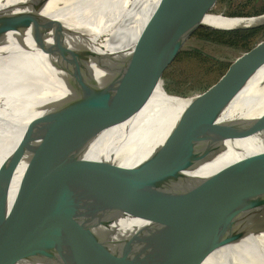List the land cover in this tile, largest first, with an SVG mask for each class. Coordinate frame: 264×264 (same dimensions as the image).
Segmentation results:
<instances>
[{"label": "water", "instance_id": "95a60500", "mask_svg": "<svg viewBox=\"0 0 264 264\" xmlns=\"http://www.w3.org/2000/svg\"><path fill=\"white\" fill-rule=\"evenodd\" d=\"M227 1L197 0L192 14L182 20L190 0H157L129 45L117 52L68 43L69 34L84 40L95 33L89 27L58 25L31 36L66 91L28 120L0 163V264H108L107 225L115 215L146 221L145 227L158 222V229L144 242H138L143 230L134 231L124 254L110 263L129 264L162 243L172 226L185 217L177 209L192 192L218 183L191 204L196 211L228 187L230 176L264 162V96L261 103L248 108L238 104L231 118L218 119L251 73L264 64V36L226 62L209 83L188 94H173L187 101L144 158L124 165L119 162L126 148L115 161L86 152L94 140L141 110L173 62L199 51L190 44L194 36L222 42L231 31L264 25V21L245 25L242 19L264 11L249 14L216 6ZM205 14L242 20L214 25L202 20ZM53 86L45 84L46 91ZM239 139L244 142H233ZM72 142L80 145L79 151L42 177L52 155ZM225 142L231 144L232 154L240 155L209 172L192 173L225 151ZM257 142L258 148L247 150ZM217 213L210 214L207 227H200L214 229L223 224ZM196 237L203 242L201 234ZM214 245L209 244L208 251Z\"/></svg>", "mask_w": 264, "mask_h": 264}, {"label": "bare ground", "instance_id": "6f19581e", "mask_svg": "<svg viewBox=\"0 0 264 264\" xmlns=\"http://www.w3.org/2000/svg\"><path fill=\"white\" fill-rule=\"evenodd\" d=\"M156 1L0 0V163L18 141L28 120L44 112L66 91L56 77V72L45 63L46 55L34 47L31 36L48 33L58 25L89 27L95 33L87 35L84 40L76 34H69L68 43L82 47L85 44L97 51L117 52L129 45L133 34ZM196 2L190 0L182 20L192 14ZM242 19L245 25L256 24L264 21V13ZM242 19L205 14L202 20L227 26ZM98 35L103 36V40H99ZM259 67L230 100L219 120L231 118L226 111L233 100L241 99L263 80L252 101L242 104L241 108L261 103L264 96V65ZM45 84L54 85V89L47 92ZM161 87L162 81L159 80L144 106L130 121L94 140L86 152L115 161L120 150L126 148L127 152L119 162L124 165L144 158L163 139L180 111L172 110L166 116L163 99L180 97L163 93ZM184 104L177 106L183 107ZM240 140L244 142L242 139L233 142L238 144ZM226 142L228 147L225 151L202 163L192 173L209 172L239 156L238 152L232 154L231 144ZM251 144L247 147L249 151L259 146L258 142ZM79 148L77 142H72L58 149L43 168L42 177L53 172L69 154L78 152ZM82 148L84 150L85 147ZM229 179L225 190L196 211L190 209L191 204L202 200L218 183L201 187L187 196L177 209L185 217L172 226L162 243L129 264H264V162L247 166ZM213 212L223 217V224L214 229H202L200 226H208ZM190 220L191 223H188ZM145 225L146 221L137 218L121 214L113 217L107 225L111 237L108 264L124 254L133 240L134 231L143 230L138 239L140 243L158 229V222ZM197 234L202 235V243L196 241ZM209 244L215 247L208 251ZM198 250L203 251L198 254Z\"/></svg>", "mask_w": 264, "mask_h": 264}, {"label": "rangeland", "instance_id": "374dc122", "mask_svg": "<svg viewBox=\"0 0 264 264\" xmlns=\"http://www.w3.org/2000/svg\"><path fill=\"white\" fill-rule=\"evenodd\" d=\"M263 2L264 0H228L227 2H219L216 6L222 7L224 10L238 8L244 13L251 14L252 11L258 8ZM263 36L264 31L255 35L251 41L248 42V45ZM193 38L190 44H195L199 48V51L172 63L162 77L161 90L163 93L182 95L196 91L199 87L212 81L223 68V65L246 47L215 40L200 41L195 36ZM259 69L260 67L256 71ZM262 81L263 80H261V82ZM260 83L246 93L241 99L233 100L226 114L232 116V112L237 108L236 105L239 104V107H241L242 104L251 102L261 85ZM163 88H167V90L165 89L167 92H165ZM186 101L187 99L183 100L181 98H174L173 100L163 99L162 104L166 116H168L172 110H181L182 107L177 105H182L186 103Z\"/></svg>", "mask_w": 264, "mask_h": 264}, {"label": "trees", "instance_id": "16d2710c", "mask_svg": "<svg viewBox=\"0 0 264 264\" xmlns=\"http://www.w3.org/2000/svg\"><path fill=\"white\" fill-rule=\"evenodd\" d=\"M262 11H264V2L258 8L253 10L251 14L260 13ZM214 25H222V24H214ZM263 31H264V25L234 30L229 32L227 36L221 39V41L224 43L238 44L240 46L245 47L248 45V42L251 41V39L255 35ZM165 89L167 90V88Z\"/></svg>", "mask_w": 264, "mask_h": 264}]
</instances>
